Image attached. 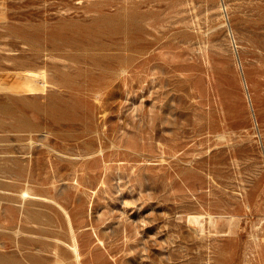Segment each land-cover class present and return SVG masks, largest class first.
<instances>
[{
    "label": "rangeland",
    "instance_id": "rangeland-1",
    "mask_svg": "<svg viewBox=\"0 0 264 264\" xmlns=\"http://www.w3.org/2000/svg\"><path fill=\"white\" fill-rule=\"evenodd\" d=\"M0 264H264V0H0Z\"/></svg>",
    "mask_w": 264,
    "mask_h": 264
},
{
    "label": "bare ground",
    "instance_id": "bare-ground-1",
    "mask_svg": "<svg viewBox=\"0 0 264 264\" xmlns=\"http://www.w3.org/2000/svg\"><path fill=\"white\" fill-rule=\"evenodd\" d=\"M30 196H34V193L32 194L31 192H29L28 190H25L24 192H23V194H22V198L23 199H27V198H29ZM36 196V195H35ZM60 206H62V205H60ZM63 208V210H64V207H62ZM65 211V210H64ZM207 212V211H206ZM65 214V213H64ZM68 214V213H67ZM205 215V214H204ZM208 216V215H207ZM207 216H206V218H207ZM221 216V215H220ZM224 217H226V215L224 216ZM223 217V218H224ZM228 217V216H227ZM70 218V217H69ZM68 219V218H67ZM203 216L202 215H200V214H191V215H189V217H188V221H189V223H191V224H193V226L195 225L196 226V228H199V229H201V226H202V224H203ZM221 220V219H220ZM69 221V220H68ZM217 221V220H216ZM224 221V220H223ZM70 222V221H69ZM68 222V223H69ZM228 222V221H227ZM226 222V223H227ZM205 223V222H204ZM210 223L211 224H214L215 223V218L212 216V215H210ZM69 224H71V223H69ZM209 224V223H208ZM207 224V225H208ZM210 224V225H211ZM228 224V223H227ZM69 227H71V226H69ZM203 227V226H202ZM212 228V227H211ZM214 228V227H213ZM216 228V227H215ZM214 228V229H215ZM228 228V227H227ZM70 229H73L72 227L70 228ZM204 229V228H203ZM232 229L234 230V228L232 227ZM197 230V229H196ZM202 230V229H201ZM231 230V229H230ZM232 230V231H233ZM236 230V229H235ZM204 231V230H203ZM212 231V230H211ZM210 231V232H211ZM227 231H229L228 229H227ZM73 232V231H72ZM234 234V233H233ZM73 235V234H72ZM232 235V234H231ZM75 236V235H74ZM73 236V237H74ZM73 239V238H72ZM71 239V240H72ZM75 239V238H74ZM74 242V241H73ZM72 242V243H73ZM70 243H71V241H70ZM69 244V243H68ZM71 245V244H70ZM69 248H70V246H68ZM72 250H73V252H74V254H75V256H76V258L78 259L79 258V256H81V255H79V252H78V245H77V242H74L73 244H72ZM80 259V258H79ZM77 263H79V262H77Z\"/></svg>",
    "mask_w": 264,
    "mask_h": 264
}]
</instances>
